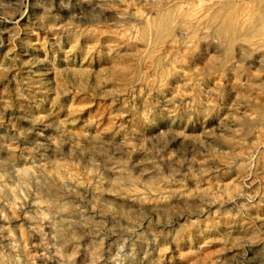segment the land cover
<instances>
[{"label": "rangeland", "instance_id": "374dc122", "mask_svg": "<svg viewBox=\"0 0 264 264\" xmlns=\"http://www.w3.org/2000/svg\"><path fill=\"white\" fill-rule=\"evenodd\" d=\"M0 264H264V0H0Z\"/></svg>", "mask_w": 264, "mask_h": 264}]
</instances>
